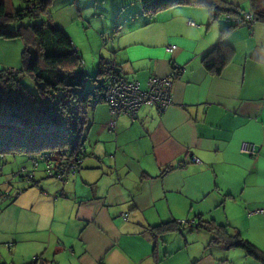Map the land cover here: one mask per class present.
<instances>
[{
    "label": "crops",
    "instance_id": "0c3cea01",
    "mask_svg": "<svg viewBox=\"0 0 264 264\" xmlns=\"http://www.w3.org/2000/svg\"><path fill=\"white\" fill-rule=\"evenodd\" d=\"M57 1L50 2V21L60 26L55 13L67 8L94 33L108 35L102 61L114 60L126 79L144 88L173 64L179 73L162 114L143 105L134 119L119 115L109 128L106 103L88 109L87 151L77 172L65 182L35 174L36 183L0 214L9 250L49 264H261L242 248L212 242L199 224L225 225L264 249V0H223L242 15L255 12L251 26L231 28L224 14L211 21L205 7L191 4L149 15L139 0H64L60 7ZM67 35L82 61L81 47ZM219 40L230 58L213 74L203 59ZM22 50L20 39L0 38V68H19ZM243 141L260 144L258 154L239 152ZM177 219L192 222L154 228Z\"/></svg>",
    "mask_w": 264,
    "mask_h": 264
},
{
    "label": "trees",
    "instance_id": "16d2710c",
    "mask_svg": "<svg viewBox=\"0 0 264 264\" xmlns=\"http://www.w3.org/2000/svg\"><path fill=\"white\" fill-rule=\"evenodd\" d=\"M21 1L23 5L15 9H8L0 1V38H18L23 44L20 67L0 68V155L26 154L30 159L51 153L58 162L77 156L83 158L86 152L82 154L79 150L84 141L75 144L74 138L83 134L91 94L89 90L83 88L84 71L81 58L64 29L50 24L47 18L46 22L40 24H23L22 20L26 15H33L27 10L28 5L39 6L40 14L48 16V5L51 0ZM139 2L142 11L149 15L165 7L191 4L205 7L211 21L217 20L222 14L242 16L239 8L223 0H139ZM11 21L19 22L18 27L9 28ZM229 27L235 25L229 23ZM229 58V46L219 40L204 57L203 65L211 73L219 74ZM108 66L109 62L99 61L95 79L106 73ZM24 76L32 82L35 91L23 83ZM69 176L58 181L65 182ZM26 181L30 185L36 183L35 177ZM7 194L10 196V193ZM199 226L212 233V242L242 248L248 255L264 264V249L244 239L238 232L231 233L225 225L208 221L200 223ZM172 227L176 228L174 222L171 227L160 225L154 228L160 230ZM29 264L49 263L35 256Z\"/></svg>",
    "mask_w": 264,
    "mask_h": 264
},
{
    "label": "built area",
    "instance_id": "2783aa9c",
    "mask_svg": "<svg viewBox=\"0 0 264 264\" xmlns=\"http://www.w3.org/2000/svg\"><path fill=\"white\" fill-rule=\"evenodd\" d=\"M27 10L33 15H39L41 12L40 7L33 4L28 5ZM223 16L225 21L235 26H251L255 21V12L253 10L247 11L242 16L234 14H224ZM189 24L193 25V22L189 21ZM174 49L175 45L173 44L166 47V51L169 53ZM177 73H179L178 65L173 64L169 75H152L147 79L146 86L142 88L138 80L126 79L120 73L116 62L111 60L106 73L95 79L94 88L90 91L91 100L89 103V109H93L94 106L99 103H106L112 116V119L109 122V128H114L115 119L119 115H127L131 119H134L143 105H153L156 107L158 113L162 114L172 103L171 79L172 76ZM84 138V135L81 134L80 137L74 138V143H83ZM260 146V144L243 141L239 146V152L249 156H256ZM86 151L85 145L81 146L79 152L84 154ZM29 160L30 167H22L16 173V175L24 178V180H31L35 177L36 169L39 167L40 162L44 165L46 177L60 181H62L67 175H74L77 171L78 165L82 162L80 156L58 162L54 159L51 153H45L37 157H30ZM190 160L193 162H200L197 157H192ZM1 196L2 200L9 197L7 193L2 194ZM254 212H262V210L259 209ZM121 216L123 219H126V213H122ZM191 222L192 221L185 219H177L174 221L177 228L187 226L191 224Z\"/></svg>",
    "mask_w": 264,
    "mask_h": 264
},
{
    "label": "rangeland",
    "instance_id": "374dc122",
    "mask_svg": "<svg viewBox=\"0 0 264 264\" xmlns=\"http://www.w3.org/2000/svg\"><path fill=\"white\" fill-rule=\"evenodd\" d=\"M1 1V0H0ZM55 2L56 0H52ZM13 5L17 6H22L21 0H11ZM64 2V0H59L58 6L61 5V3ZM60 7V6H59ZM55 9V6L51 5L49 3L48 5V16H50L52 10ZM58 24H61L60 26H64L63 28H66L67 33H71L72 36H74V40L72 39L73 43L75 46H80L82 50V69L84 71V76H83V88L91 91L94 88L95 85V77L96 73L99 67V61L104 60L101 56L105 54V50L103 45L105 41L107 40L106 37H103L98 33H94L91 27L88 26V23L78 21L75 18V15L71 12L70 9H64L63 11H60L59 13H55ZM46 16L45 14H40V15H26L22 22L24 25H33V24H40L43 22H46V18L50 22V24L55 25L53 23L50 17ZM91 26H97L99 21L98 18H91ZM112 22V21H111ZM116 24V23H115ZM108 25L109 27H116L118 28V24L116 25ZM220 24H224L223 22ZM19 22L17 21H11L9 22V28L15 29L18 27ZM56 26V25H55ZM58 26V27H60ZM61 27V28H62ZM114 29V28H113ZM112 29V30H113ZM101 57V59H100ZM86 70V71H85ZM87 72V73H86ZM23 83L27 86L32 91H35V88L32 84V82L27 78L23 77L22 78ZM84 135V134H83ZM29 168L30 167V160L27 157L26 154H18L15 156L11 155H0V214L4 212V209L14 202V196L16 193L20 192L21 190L24 189V186L28 185L27 181L24 180V178H21L20 176L16 175V173L22 168ZM43 164L40 163L39 167L36 169L35 174H43L44 177H46V172L43 168ZM38 175V176H39ZM10 183H12L10 185ZM26 188V187H25ZM10 193V196L7 197L5 200H2V194ZM11 199V200H10ZM2 221L3 217L0 216V264H10V262H16V264H21V263H28L33 260L34 256L30 255H25L26 253H30L26 249L22 248L20 245L17 247V250L19 252L27 251L24 255L21 256V258H18V256H14L15 251L9 250V246L11 245V241L7 238V235L3 233V228H2ZM25 230V229H23ZM31 232H18L17 233V238H21L25 236H30L32 235ZM17 254V253H16ZM18 255V254H17ZM15 258V260H14Z\"/></svg>",
    "mask_w": 264,
    "mask_h": 264
}]
</instances>
